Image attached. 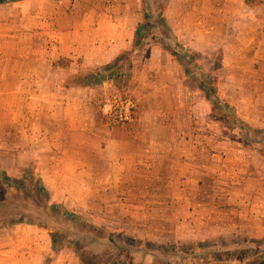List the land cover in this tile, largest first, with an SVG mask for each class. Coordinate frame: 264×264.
<instances>
[{"label": "rangeland", "instance_id": "1", "mask_svg": "<svg viewBox=\"0 0 264 264\" xmlns=\"http://www.w3.org/2000/svg\"><path fill=\"white\" fill-rule=\"evenodd\" d=\"M146 1L148 16L144 0L0 4V16H10L11 6L42 12L46 40L33 41V48L73 49L61 40L77 37L86 56L58 55L38 69L60 86L82 88L69 94L80 100L77 108H63L50 86L45 100L0 101V170L19 176L30 168L47 189L32 198L28 182L7 187L0 181L1 197L15 205L0 208V264H264V0L252 6L244 0ZM138 23L149 33L130 55L125 95L111 80L82 86L94 69L132 48ZM26 40L21 53L32 46ZM171 50L193 55L186 64L191 75ZM71 65L74 72L64 73ZM27 73L17 70L21 79ZM201 85L212 96L216 87L244 124L233 122L224 103L214 108ZM92 104L101 112L97 119ZM124 112L128 120L120 119ZM78 117L83 129L73 125ZM168 136L172 145L163 151L180 154L183 160L167 162L181 173H164L158 164L148 175L142 145ZM186 141L195 144L189 163L183 162ZM182 173H193L196 183L186 188L195 195L175 192ZM53 205L84 221L58 218ZM17 219L22 222L5 225Z\"/></svg>", "mask_w": 264, "mask_h": 264}, {"label": "crops", "instance_id": "2", "mask_svg": "<svg viewBox=\"0 0 264 264\" xmlns=\"http://www.w3.org/2000/svg\"><path fill=\"white\" fill-rule=\"evenodd\" d=\"M2 9H6V6H2ZM10 9H12V11L10 12V16L6 13L0 16V101L11 100L17 102L21 99L30 103L45 100V95L47 93L46 88L50 86L51 97H54V100L56 102L62 103L63 108L68 109L71 106L77 108V106L79 105L78 101L80 100L72 98V96H69V94L70 91H81L82 88L76 90L74 88H65L63 86H60L57 80L40 75L38 69L41 66H44L45 68V66H47V61L49 59L58 58V55L69 59H76L78 56L82 57V55L83 58L86 57L83 54L82 47L80 45L81 39L78 40V38L75 37L67 40L66 37H64L61 40V43L66 44V46L68 43L74 44L75 48L71 49L65 46L66 49L63 50L62 48H59L58 51H55L53 53L51 52L52 54L50 53V51H46L45 48H41L43 46L33 48V41L34 44H36L41 40H46V33L43 31L46 19L40 14L42 12L38 10H24L23 7L18 6H11ZM25 29H32L33 33H28V35H26L24 34L26 33L24 32ZM38 39H40V41ZM23 40H26V43L30 44V46L32 45L30 49L25 53H21L19 49L20 41ZM71 64H73V62H71ZM23 67L28 70L25 79H21L17 76V70ZM2 70L3 72H1ZM73 72L74 69L71 65L70 68L64 73L69 74ZM57 85L60 86L59 89L56 87ZM58 91H60L61 93H58ZM55 92H57V94H55ZM59 94H61V97L57 99ZM68 97H70V99ZM230 102L233 103V105L235 103L237 107V104L233 98L230 99ZM32 108L31 110L29 109V111H31V120L32 124H34L37 112L34 111L35 107L33 109ZM235 112L239 116L241 115L240 112L236 110ZM73 125L83 129L82 120L79 117L75 118ZM145 127L146 132L152 134V127L149 125ZM129 144L132 145L134 143L133 141H129ZM171 145L172 144L170 136H168L167 140L161 141L150 138L142 145V159L145 160L143 169L147 172L148 175L154 173V167H156V165L158 164L163 167L164 173H181L177 171V167L175 164H169L167 162L174 157L176 159L183 160L180 154L175 151L173 153L169 151H163L164 149L169 148ZM185 145V148L188 151L186 150L187 155L185 158L187 159H184L185 161L183 162L189 163V159H193L194 157L195 144H193V142L186 141ZM189 150H191L190 154ZM176 178L178 186L176 189L174 188L175 192L179 191L180 193H183L184 196H188L189 193L191 194V196L195 195V191L191 193L186 188L189 183H196L193 179L195 178L193 173H182V176L177 175ZM164 179L165 177L163 176L158 178L156 181ZM183 183H185V186L182 185ZM162 195H166V193L164 192L162 193ZM171 203H173V200H171Z\"/></svg>", "mask_w": 264, "mask_h": 264}, {"label": "trees", "instance_id": "3", "mask_svg": "<svg viewBox=\"0 0 264 264\" xmlns=\"http://www.w3.org/2000/svg\"><path fill=\"white\" fill-rule=\"evenodd\" d=\"M7 1H18V0H0V4L6 3ZM244 2L245 4L252 6L261 3L262 0H244ZM147 7H149V5L147 1L144 0V16L145 15L148 16V12L146 11ZM158 19L164 26H167L163 16H160ZM148 33L149 32L146 23H138L133 34V40L131 45L132 48L126 49L118 53L110 62L94 69V71L91 72L92 76L89 75L90 77H88L87 82H83V84L81 85L89 86L91 83H96L98 81L111 80L114 86L116 87L117 91L120 94L125 95L128 83L132 77V61L130 55L134 51V48L136 49V47L141 44L142 40L147 36ZM170 53L174 55L176 60L181 64L184 75L186 76L191 75L189 67L186 64L187 62L188 63L194 62L193 55L187 50L185 51V55H186L185 58L183 56H180V54H178L173 50H171ZM120 62H123V64H120ZM100 69H103L104 71L102 72L100 71ZM215 81L216 78L214 79V81L212 80L210 82V85H212ZM201 87L204 90V96L206 97V99L212 102L214 108L215 107L221 108L222 106L220 105V103L221 102L224 103L225 107L229 109V116L232 118L233 122L239 120L241 121V123H243L242 120H240V118L237 116L234 108L226 101L221 100L219 98L216 92V87L212 88L213 96L211 95V92L206 89L205 85H201ZM93 109H94V115L97 119L98 118L97 115H101V112H97L94 106ZM131 115H133V113H131ZM244 129L245 131H247L248 127L246 128L245 126ZM29 170L30 168L26 169V171H24V173L19 176H10L4 170H0V181L7 187H12V186L15 187L18 186V184H26L28 182L30 184L29 191L31 193L32 198L46 195L47 189L42 183V181ZM14 207H15L14 204L3 200L0 194L1 209L8 210V209H13ZM56 207L57 209H55ZM50 210L52 211L53 215H56L58 218L63 217L66 222L84 221L79 214L70 212L62 205L59 206L53 205L50 207ZM19 222H22V220L20 219L13 220L11 222L6 223L5 225L12 226ZM29 223H33V222H29ZM55 241H56V237L55 235H52V242L54 246L57 247L58 244L55 245Z\"/></svg>", "mask_w": 264, "mask_h": 264}, {"label": "built area", "instance_id": "4", "mask_svg": "<svg viewBox=\"0 0 264 264\" xmlns=\"http://www.w3.org/2000/svg\"><path fill=\"white\" fill-rule=\"evenodd\" d=\"M129 116V112H124L123 114H120V119L128 120Z\"/></svg>", "mask_w": 264, "mask_h": 264}]
</instances>
